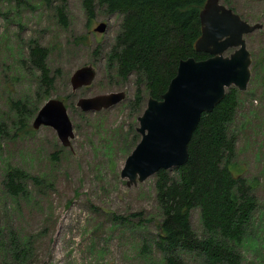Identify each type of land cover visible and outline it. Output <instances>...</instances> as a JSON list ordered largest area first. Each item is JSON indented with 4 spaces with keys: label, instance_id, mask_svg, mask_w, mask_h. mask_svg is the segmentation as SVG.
Instances as JSON below:
<instances>
[{
    "label": "rangeland",
    "instance_id": "1",
    "mask_svg": "<svg viewBox=\"0 0 264 264\" xmlns=\"http://www.w3.org/2000/svg\"><path fill=\"white\" fill-rule=\"evenodd\" d=\"M220 2L250 24L263 25L246 37L252 77L240 91L233 130L235 163L258 201L249 232L254 240L244 239L241 262L264 264V0ZM62 5L63 0L0 1V264H162L151 245L163 216L156 175L130 187L121 177L141 141L138 119L150 98L136 74L123 80L109 62L122 18L97 4L90 19L83 0H66L64 24L58 16ZM103 23L106 31L95 32ZM33 43L48 49L51 87L32 66ZM88 65L96 71L93 84L74 91L73 75ZM115 92L126 97L114 107H78L81 99ZM52 99L68 109L74 138L67 147L52 127L33 129L39 110ZM9 167L28 175L26 192L18 197L6 188ZM118 217L140 222L141 233L122 228ZM191 224L204 238L199 210ZM190 264L206 262L195 257Z\"/></svg>",
    "mask_w": 264,
    "mask_h": 264
},
{
    "label": "trees",
    "instance_id": "2",
    "mask_svg": "<svg viewBox=\"0 0 264 264\" xmlns=\"http://www.w3.org/2000/svg\"><path fill=\"white\" fill-rule=\"evenodd\" d=\"M11 2L12 0H0ZM51 5L54 0H44ZM65 2L58 16L67 24ZM87 15L95 17V8L104 6L122 18L121 31L109 54V62L126 80L136 74L145 83L149 97L161 99L176 76L180 61L188 58L204 60L208 54L198 53L195 45L202 34L200 20L207 0H83ZM48 49L33 43L32 66L42 73L49 87ZM240 91L231 87L225 99L212 113L204 114L189 144V160L182 167L161 170L156 174V199L163 213L152 248L162 264H190L199 257L206 264H242L240 247L248 236L258 201L253 184L242 175L235 163L236 137L233 130L239 109ZM137 104L144 99L140 89ZM26 110V104L23 105ZM36 112V110H35ZM34 112V113H35ZM34 129V128H33ZM28 175L9 167L6 188L18 197L26 192ZM199 210L204 238L194 231L192 213ZM127 231L141 233V223L118 217ZM252 233V232H251ZM27 250L17 257L25 258ZM145 251V246L144 250Z\"/></svg>",
    "mask_w": 264,
    "mask_h": 264
},
{
    "label": "water",
    "instance_id": "3",
    "mask_svg": "<svg viewBox=\"0 0 264 264\" xmlns=\"http://www.w3.org/2000/svg\"><path fill=\"white\" fill-rule=\"evenodd\" d=\"M202 34L196 42L198 53L208 54L204 60L188 58L179 63L161 99L150 97L137 132L141 141L125 162L121 177L127 185L136 186L161 170L182 167L189 160V144L202 116L212 113L226 97L229 88L244 92L252 77V53L246 37L263 28L250 24L220 0H207L200 15ZM106 24L95 32L104 33ZM96 78L92 65L79 69L71 79L73 90L89 87ZM124 92L81 99L83 111L100 112L125 100ZM52 127L63 146L74 138L73 125L64 102L49 100L38 112L33 128Z\"/></svg>",
    "mask_w": 264,
    "mask_h": 264
}]
</instances>
